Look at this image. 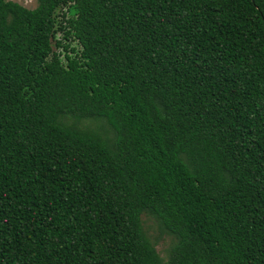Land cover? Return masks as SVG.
Listing matches in <instances>:
<instances>
[{"label":"trees","instance_id":"16d2710c","mask_svg":"<svg viewBox=\"0 0 264 264\" xmlns=\"http://www.w3.org/2000/svg\"><path fill=\"white\" fill-rule=\"evenodd\" d=\"M36 1L0 0V264H264V0Z\"/></svg>","mask_w":264,"mask_h":264},{"label":"rangeland","instance_id":"374dc122","mask_svg":"<svg viewBox=\"0 0 264 264\" xmlns=\"http://www.w3.org/2000/svg\"><path fill=\"white\" fill-rule=\"evenodd\" d=\"M10 1H14L17 2L19 4H21L24 7L33 9L37 6V1L36 0H10ZM65 43L68 44L67 41H65ZM148 225H149V231H150V235H152L153 237H158L159 236V231L156 227V225H152V222L149 220L148 221ZM168 237H163L160 238V243L158 245V250L161 252V254H164V248L166 247V245L168 244Z\"/></svg>","mask_w":264,"mask_h":264}]
</instances>
